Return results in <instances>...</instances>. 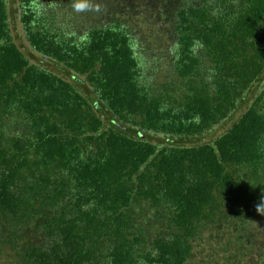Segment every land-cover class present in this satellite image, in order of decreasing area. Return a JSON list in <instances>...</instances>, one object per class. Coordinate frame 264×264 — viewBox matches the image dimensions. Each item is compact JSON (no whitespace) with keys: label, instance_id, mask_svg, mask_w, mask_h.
Returning <instances> with one entry per match:
<instances>
[{"label":"trees","instance_id":"16d2710c","mask_svg":"<svg viewBox=\"0 0 264 264\" xmlns=\"http://www.w3.org/2000/svg\"><path fill=\"white\" fill-rule=\"evenodd\" d=\"M74 3L0 0V252L189 264L227 224L264 258V0Z\"/></svg>","mask_w":264,"mask_h":264},{"label":"rangeland","instance_id":"374dc122","mask_svg":"<svg viewBox=\"0 0 264 264\" xmlns=\"http://www.w3.org/2000/svg\"><path fill=\"white\" fill-rule=\"evenodd\" d=\"M130 10H128V14L130 13V15H133V19L139 20L140 15L138 12H140V10L134 9L132 12ZM138 27L145 35H148L149 38L147 41L149 48L155 46L158 41L163 42L166 40L164 35H158L159 33L156 32L155 28L156 25L151 27L148 24L138 23ZM18 30L20 31V25L18 26ZM21 41H24L23 37H21ZM236 115L238 116L239 114L237 113ZM232 121L233 120H228V123L224 127L229 126ZM216 128L215 134L205 136L204 141L211 140L213 136H217L220 132L224 131L222 126ZM222 227V231L220 230L221 233L204 231L200 238L192 241V258L189 264H262V261H264L263 256L259 255L257 252H247L248 249H250L248 243L240 242L238 247L232 246V243L227 245L228 237L233 238L235 233L231 231V227L227 224L222 225ZM13 261V257L10 258L6 253L0 252V264H12Z\"/></svg>","mask_w":264,"mask_h":264},{"label":"clouds","instance_id":"9594fccd","mask_svg":"<svg viewBox=\"0 0 264 264\" xmlns=\"http://www.w3.org/2000/svg\"><path fill=\"white\" fill-rule=\"evenodd\" d=\"M74 7L79 10H84L89 7L87 0H75ZM260 205H257V210H259Z\"/></svg>","mask_w":264,"mask_h":264}]
</instances>
